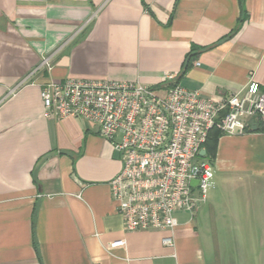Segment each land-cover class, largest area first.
<instances>
[{"label": "crops", "instance_id": "1", "mask_svg": "<svg viewBox=\"0 0 264 264\" xmlns=\"http://www.w3.org/2000/svg\"><path fill=\"white\" fill-rule=\"evenodd\" d=\"M168 72L216 98L252 76L264 90V0H0V264H264L263 119L203 148L207 200L173 231H127L121 154L84 120L44 115L51 79L159 88Z\"/></svg>", "mask_w": 264, "mask_h": 264}, {"label": "built area", "instance_id": "2", "mask_svg": "<svg viewBox=\"0 0 264 264\" xmlns=\"http://www.w3.org/2000/svg\"><path fill=\"white\" fill-rule=\"evenodd\" d=\"M176 79L165 73L160 90L140 81L74 77L51 79L41 88L46 118L82 119L121 154L122 168L110 187L127 231H173L179 212H193L207 200L214 172L201 151L211 130L241 134L248 118L264 120V90L253 76L244 93L224 98ZM163 243L173 246V236ZM125 244L119 239L110 248Z\"/></svg>", "mask_w": 264, "mask_h": 264}, {"label": "trees", "instance_id": "3", "mask_svg": "<svg viewBox=\"0 0 264 264\" xmlns=\"http://www.w3.org/2000/svg\"><path fill=\"white\" fill-rule=\"evenodd\" d=\"M195 46L192 48V51L190 52V54L187 56L186 58V62L183 66V69H182V73H185L190 67H192L193 65V60H194V57H195ZM178 81H176L177 83ZM216 131V132H214ZM213 132L215 133L214 136H213ZM219 134H222V132L217 129V128H214L211 130L209 136H208V139L206 141V143L204 144V148L207 150V152H209L210 155H215V151H216V139L218 137ZM216 138V139H215ZM214 139V140H213ZM213 140V141H212ZM212 141V142H211ZM205 158L208 157V155H204Z\"/></svg>", "mask_w": 264, "mask_h": 264}, {"label": "water", "instance_id": "4", "mask_svg": "<svg viewBox=\"0 0 264 264\" xmlns=\"http://www.w3.org/2000/svg\"><path fill=\"white\" fill-rule=\"evenodd\" d=\"M206 153V150L205 149H203L202 151H201V155H204ZM197 183V181L195 180V181H193V184H196Z\"/></svg>", "mask_w": 264, "mask_h": 264}, {"label": "rangeland", "instance_id": "5", "mask_svg": "<svg viewBox=\"0 0 264 264\" xmlns=\"http://www.w3.org/2000/svg\"><path fill=\"white\" fill-rule=\"evenodd\" d=\"M204 204V203H203Z\"/></svg>", "mask_w": 264, "mask_h": 264}]
</instances>
